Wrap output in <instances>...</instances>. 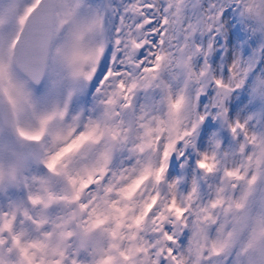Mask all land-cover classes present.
Here are the masks:
<instances>
[{"label": "snow or ice", "instance_id": "6c2138e0", "mask_svg": "<svg viewBox=\"0 0 264 264\" xmlns=\"http://www.w3.org/2000/svg\"><path fill=\"white\" fill-rule=\"evenodd\" d=\"M0 264H264V0H0Z\"/></svg>", "mask_w": 264, "mask_h": 264}]
</instances>
